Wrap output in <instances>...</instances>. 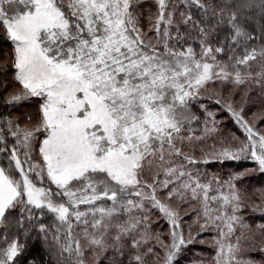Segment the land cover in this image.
<instances>
[{"label": "rangeland", "instance_id": "374dc122", "mask_svg": "<svg viewBox=\"0 0 264 264\" xmlns=\"http://www.w3.org/2000/svg\"><path fill=\"white\" fill-rule=\"evenodd\" d=\"M133 1L0 0V29L13 44L11 66L18 85L14 97L39 100L29 124L0 119V135L5 133L22 149L26 161L22 167L10 147L8 158L18 178L10 179L0 167V227L9 209L44 208L64 223L81 219L88 211L82 210L85 206L106 202L113 206L135 194L140 180L155 176L150 175L151 167L159 162L155 148L161 138L176 132L185 120L178 108L209 85L211 74L219 76V68L205 57L146 52L128 24ZM258 114L257 110L235 114L234 121L250 141L248 154L264 171V124L258 125ZM163 169L159 187L163 185V190L169 184L170 189L157 201L160 214L176 217L180 212L176 197L191 194L202 207V227L207 224L216 232L212 263L240 264L235 203L251 195H238L228 179L218 183L201 176L169 179L172 175L166 166ZM31 174L45 184H33ZM93 211L98 213L91 225L95 233L77 239L80 253L87 244L102 241L99 231L109 232L113 218L119 217L117 211ZM173 224L175 231L168 232L175 236L162 243L163 256L156 264H166L178 254L181 238L189 241L181 224ZM137 227L129 225L140 232Z\"/></svg>", "mask_w": 264, "mask_h": 264}, {"label": "trees", "instance_id": "16d2710c", "mask_svg": "<svg viewBox=\"0 0 264 264\" xmlns=\"http://www.w3.org/2000/svg\"><path fill=\"white\" fill-rule=\"evenodd\" d=\"M128 10L129 27L146 52L194 60L205 57L219 68V76L211 74L209 85L178 108L186 118L155 148L156 159L160 157L151 167L150 175L155 176L140 180L135 194H127L123 202L85 206L82 210L88 211L81 219L64 223L44 208L6 210L0 227V264H156L163 256L162 243L175 236L168 232L175 231V222L190 234L189 241L181 238L178 254L166 264H213L216 232L207 224L202 227V207L195 198L192 201L191 194L181 192L176 197L181 212L176 217L158 211L157 201L170 189L169 184L163 190V185L159 187L164 166L172 175L169 179L180 175L207 177L217 183L228 179L238 195L250 194L248 200L235 203L241 230L240 264H264V171L251 159L247 134L234 121L235 114L257 110L258 125L264 124V0H134ZM12 50L11 40L0 29V119L29 124L37 115L39 100L14 97L18 85ZM233 102L237 108L231 106ZM32 139L30 149L37 137ZM10 147L23 167V150L2 133L0 167L16 180L18 172L8 158ZM29 179L37 186L45 184L34 174ZM97 208L117 211L119 217L113 218L109 232L99 231L102 241L87 244L80 253L77 239L95 233L91 225L98 213L91 210ZM132 223L141 231H131Z\"/></svg>", "mask_w": 264, "mask_h": 264}]
</instances>
